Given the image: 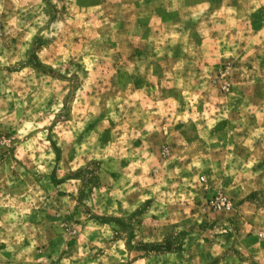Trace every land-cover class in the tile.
<instances>
[{"label": "rangeland", "instance_id": "1", "mask_svg": "<svg viewBox=\"0 0 264 264\" xmlns=\"http://www.w3.org/2000/svg\"><path fill=\"white\" fill-rule=\"evenodd\" d=\"M0 264H264V0H0Z\"/></svg>", "mask_w": 264, "mask_h": 264}, {"label": "built area", "instance_id": "2", "mask_svg": "<svg viewBox=\"0 0 264 264\" xmlns=\"http://www.w3.org/2000/svg\"><path fill=\"white\" fill-rule=\"evenodd\" d=\"M222 200H223V202H222V203H225V201H226V198H223Z\"/></svg>", "mask_w": 264, "mask_h": 264}]
</instances>
